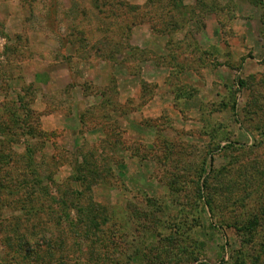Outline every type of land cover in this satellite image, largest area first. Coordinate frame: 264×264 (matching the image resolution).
I'll list each match as a JSON object with an SVG mask.
<instances>
[{"label":"rangeland","instance_id":"1","mask_svg":"<svg viewBox=\"0 0 264 264\" xmlns=\"http://www.w3.org/2000/svg\"><path fill=\"white\" fill-rule=\"evenodd\" d=\"M0 121L102 214L4 194L0 264H264L263 0H0Z\"/></svg>","mask_w":264,"mask_h":264},{"label":"trees","instance_id":"2","mask_svg":"<svg viewBox=\"0 0 264 264\" xmlns=\"http://www.w3.org/2000/svg\"><path fill=\"white\" fill-rule=\"evenodd\" d=\"M29 111H31V110H29ZM25 118H26V116H25ZM23 120L25 121V119H23ZM3 124H4V122L0 121V129H1ZM27 127L28 126L26 123L23 124V126H22L23 132L25 129L27 130ZM0 133H5V131L0 130ZM35 134L36 133H33V130L30 129V130L25 131L24 136L25 137H29V136L33 137ZM6 141H7V139H5V138L0 140V145H3ZM17 143H20V142H17ZM27 146H28L27 147V153H25V154H13V155L7 156V155H2V153L0 152V166L6 164L5 168L0 169V196H3L4 194H6L5 197L12 198L13 196H19V194L24 193L26 198H27L26 202L22 203L23 200L21 198H18L16 201L14 200V202H12V204H10V205L12 206V205H16V203L17 204L22 203L24 210H25V208H27L29 210V213H31V214H35L38 210L44 211V209H49L51 212L54 211L56 213H59L58 217L60 219H64L65 215L68 218H70V220L72 221L70 223V225H75V224H77L76 222H79L80 224H85V227H87V228L92 227V225L96 226V228L99 227L100 222H98L96 224V221L100 219L99 217H101L102 214L98 213V211L96 212L97 214H93V212L89 209V206L85 208L84 206L82 207L80 205V200H81V192L80 191L74 190L76 192L75 193L72 190V193L74 196L71 199L67 198V194L61 193L60 189L57 190V193L54 196L51 193L46 192V189L48 188V186H47L48 181L51 182V184L55 185L53 174H51L50 176L42 177V175L38 172L37 167L35 166L36 161H35V158H33V151L32 150L34 148L32 146V143L27 144ZM2 160H3V162H2ZM21 160H24L25 163L27 164V166H26L27 170L26 171L21 170L20 176L12 174V172H11L12 166H15L16 164L21 165L22 164ZM17 165H16V167H19ZM19 168L24 169L22 167H19ZM78 168H79V166L77 167V169ZM2 169H4V170H2ZM4 171H8V174L4 175L5 174ZM25 172H27V175L25 174ZM77 172H78V174L74 177L75 181L79 182L81 184V186L85 185L87 182V177L84 176V174L82 173L83 172L82 170L80 172L78 170V171H76V173ZM12 178H15L18 180H15L12 183L11 182ZM41 190L43 192H38ZM48 195L50 196V198H53V201L56 202L57 207L56 206L55 207L46 206L44 208V207H42V205L36 204V199H38L39 197H44V199H45L46 197H48ZM259 195L264 199V182H263V185L261 187V192L259 193ZM207 198H208V201L211 200L209 194L207 195ZM6 205L7 204H5V206ZM72 207H74L73 211H74V209H77L75 216L74 215L72 216V213H74V212H71ZM73 217L76 219H74ZM61 223H62V221H61ZM255 223L258 224V220L253 222V224H255ZM20 243L21 242H19V244ZM263 249H264V246H262V250ZM232 264H244V263H243V261L238 262L237 260L236 261L233 260Z\"/></svg>","mask_w":264,"mask_h":264}]
</instances>
